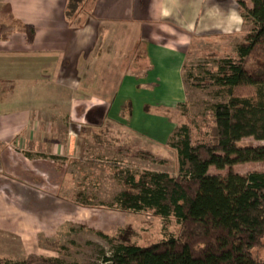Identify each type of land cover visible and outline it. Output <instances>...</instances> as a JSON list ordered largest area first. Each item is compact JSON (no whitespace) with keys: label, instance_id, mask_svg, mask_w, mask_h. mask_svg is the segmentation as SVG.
Masks as SVG:
<instances>
[{"label":"crops","instance_id":"0c3cea01","mask_svg":"<svg viewBox=\"0 0 264 264\" xmlns=\"http://www.w3.org/2000/svg\"><path fill=\"white\" fill-rule=\"evenodd\" d=\"M222 1L95 0L71 22L67 0H0V26L35 31L31 44L18 31L0 40L1 234L31 241L71 221L69 166L85 164V128L167 145L193 38L241 20Z\"/></svg>","mask_w":264,"mask_h":264},{"label":"trees","instance_id":"16d2710c","mask_svg":"<svg viewBox=\"0 0 264 264\" xmlns=\"http://www.w3.org/2000/svg\"><path fill=\"white\" fill-rule=\"evenodd\" d=\"M93 2L68 0L66 17L72 21L73 12ZM235 3L249 24L245 42L233 56L217 61L215 70L193 79L201 90H225L227 100L206 112L202 129H194L190 121L175 122L167 146L176 155V175L116 174L123 191L110 208L124 214L152 213L163 223L174 220L178 233L163 231L160 240L145 246L98 233L112 247L110 257L102 254V264H264L251 253L264 238V172L240 175L233 169L264 163V145L240 144L245 139L264 142V0ZM16 31L32 43L34 28L15 22L0 26V40ZM210 169L226 173L214 176ZM0 264L66 263L29 256L24 261L0 259Z\"/></svg>","mask_w":264,"mask_h":264},{"label":"rangeland","instance_id":"374dc122","mask_svg":"<svg viewBox=\"0 0 264 264\" xmlns=\"http://www.w3.org/2000/svg\"><path fill=\"white\" fill-rule=\"evenodd\" d=\"M249 1L244 0L247 4ZM233 2L235 0H223L221 4L228 5L229 9ZM85 8L80 6L73 12V19L84 14ZM167 17L172 23L187 28L186 23L181 24L172 14ZM220 20L219 27H222H218L219 32L193 38L183 67L186 96L183 104L176 110L174 121L178 124L190 121L197 130L203 128L206 112L212 106L227 100V93L219 87L201 90L194 85L193 79L205 76V71L215 70L217 61L233 56L236 47L245 42L249 30V24L242 19L233 24L235 31L230 30L233 27L232 21H226L223 17ZM110 41L111 38H108V44ZM138 55L140 58L141 53ZM190 75L192 77L188 78ZM84 137L85 164L69 166L74 189L73 196L68 197L74 205L71 221L59 225L54 235L34 236L31 241L29 238L21 240L14 235L0 233V259L24 261L29 256H37L59 259L66 264H102V254L110 257L112 247L98 233L109 238L116 237L126 245L139 246L160 240L164 235L163 231L178 233L179 228L174 220L163 223V220L152 213L124 214L109 207L114 205L115 197L123 191L116 178L117 173L149 171L175 176L177 160L174 151L167 145L154 147L148 143L146 146L141 139L119 132L109 125H104L100 133L85 128ZM240 144L255 146L264 145V142L245 139ZM79 158L80 156H75L74 163ZM233 169L240 175L253 171L264 172V163L238 165ZM225 173V170H209V174L214 176ZM251 253L256 260H264V238Z\"/></svg>","mask_w":264,"mask_h":264}]
</instances>
